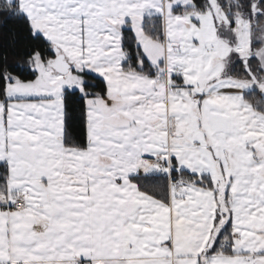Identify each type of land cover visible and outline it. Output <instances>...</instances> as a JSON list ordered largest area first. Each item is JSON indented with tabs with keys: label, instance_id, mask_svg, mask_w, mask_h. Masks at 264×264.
Here are the masks:
<instances>
[{
	"label": "snow or ice",
	"instance_id": "snow-or-ice-1",
	"mask_svg": "<svg viewBox=\"0 0 264 264\" xmlns=\"http://www.w3.org/2000/svg\"><path fill=\"white\" fill-rule=\"evenodd\" d=\"M0 18V264H264V0Z\"/></svg>",
	"mask_w": 264,
	"mask_h": 264
},
{
	"label": "trees",
	"instance_id": "trees-1",
	"mask_svg": "<svg viewBox=\"0 0 264 264\" xmlns=\"http://www.w3.org/2000/svg\"><path fill=\"white\" fill-rule=\"evenodd\" d=\"M0 23H2V18H0ZM11 25H3L0 26V43H3L5 40V36H6V31H7V27H10ZM22 40V37H21ZM18 52L20 53V55H22L23 53V43L20 44L19 48H18ZM19 59L18 55H15L13 53H9V61L10 62H14L15 60Z\"/></svg>",
	"mask_w": 264,
	"mask_h": 264
}]
</instances>
